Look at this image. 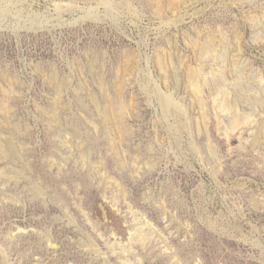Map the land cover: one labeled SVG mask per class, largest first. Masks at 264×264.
Wrapping results in <instances>:
<instances>
[{
    "label": "rangeland",
    "instance_id": "1",
    "mask_svg": "<svg viewBox=\"0 0 264 264\" xmlns=\"http://www.w3.org/2000/svg\"><path fill=\"white\" fill-rule=\"evenodd\" d=\"M0 264H264V0H0Z\"/></svg>",
    "mask_w": 264,
    "mask_h": 264
},
{
    "label": "bare ground",
    "instance_id": "2",
    "mask_svg": "<svg viewBox=\"0 0 264 264\" xmlns=\"http://www.w3.org/2000/svg\"><path fill=\"white\" fill-rule=\"evenodd\" d=\"M9 143H10V142H9ZM9 146L12 147V149H13V146H12V145H9ZM10 147H9V148H10ZM14 148H16V147H14Z\"/></svg>",
    "mask_w": 264,
    "mask_h": 264
}]
</instances>
